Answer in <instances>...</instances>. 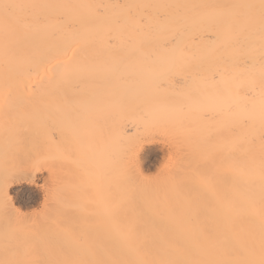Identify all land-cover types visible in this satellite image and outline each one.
<instances>
[{
    "label": "bare ground",
    "instance_id": "bare-ground-1",
    "mask_svg": "<svg viewBox=\"0 0 264 264\" xmlns=\"http://www.w3.org/2000/svg\"><path fill=\"white\" fill-rule=\"evenodd\" d=\"M0 264H264L262 0H0Z\"/></svg>",
    "mask_w": 264,
    "mask_h": 264
},
{
    "label": "rangeland",
    "instance_id": "rangeland-1",
    "mask_svg": "<svg viewBox=\"0 0 264 264\" xmlns=\"http://www.w3.org/2000/svg\"><path fill=\"white\" fill-rule=\"evenodd\" d=\"M160 164V157L159 155L155 158V160L147 161L143 164V169L146 174H152L155 168ZM14 198V195H13ZM15 206L20 207L22 210H31L37 207V199L34 195H29L27 198L18 199L15 197L13 199ZM36 201V202H34Z\"/></svg>",
    "mask_w": 264,
    "mask_h": 264
},
{
    "label": "snow or ice",
    "instance_id": "snow-or-ice-1",
    "mask_svg": "<svg viewBox=\"0 0 264 264\" xmlns=\"http://www.w3.org/2000/svg\"><path fill=\"white\" fill-rule=\"evenodd\" d=\"M262 6H264V0H262Z\"/></svg>",
    "mask_w": 264,
    "mask_h": 264
}]
</instances>
